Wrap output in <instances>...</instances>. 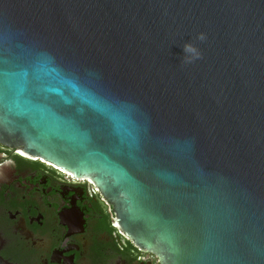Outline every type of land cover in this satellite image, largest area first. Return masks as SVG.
<instances>
[{
	"label": "water",
	"instance_id": "water-1",
	"mask_svg": "<svg viewBox=\"0 0 264 264\" xmlns=\"http://www.w3.org/2000/svg\"><path fill=\"white\" fill-rule=\"evenodd\" d=\"M0 143L159 264H264V0H0Z\"/></svg>",
	"mask_w": 264,
	"mask_h": 264
},
{
	"label": "flooded vegetation",
	"instance_id": "flooded-vegetation-1",
	"mask_svg": "<svg viewBox=\"0 0 264 264\" xmlns=\"http://www.w3.org/2000/svg\"><path fill=\"white\" fill-rule=\"evenodd\" d=\"M0 143V256L8 264H159L86 180Z\"/></svg>",
	"mask_w": 264,
	"mask_h": 264
},
{
	"label": "snow or ice",
	"instance_id": "snow-or-ice-1",
	"mask_svg": "<svg viewBox=\"0 0 264 264\" xmlns=\"http://www.w3.org/2000/svg\"><path fill=\"white\" fill-rule=\"evenodd\" d=\"M3 75L4 76H9V75H12V76H21L24 80V84L23 86L19 89V92L17 93L15 89L12 88V86L9 84V81H7V84H8V89H9V92H11L13 95H25L28 93L29 89L27 87V75L28 73L26 71H21V72H11V73H4L3 72ZM5 83V82H4Z\"/></svg>",
	"mask_w": 264,
	"mask_h": 264
},
{
	"label": "clouds",
	"instance_id": "clouds-1",
	"mask_svg": "<svg viewBox=\"0 0 264 264\" xmlns=\"http://www.w3.org/2000/svg\"><path fill=\"white\" fill-rule=\"evenodd\" d=\"M206 37L204 36V34H200L198 35L197 39L200 41H203ZM183 53L185 54H191L189 57L186 58V62H192L193 59H199L201 58V53L197 50V48L190 44V43H186L183 46Z\"/></svg>",
	"mask_w": 264,
	"mask_h": 264
}]
</instances>
